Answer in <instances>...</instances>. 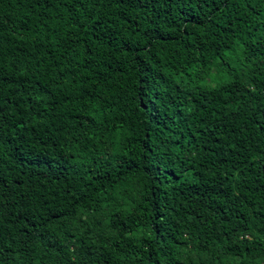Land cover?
I'll return each mask as SVG.
<instances>
[{
	"label": "trees",
	"instance_id": "16d2710c",
	"mask_svg": "<svg viewBox=\"0 0 264 264\" xmlns=\"http://www.w3.org/2000/svg\"><path fill=\"white\" fill-rule=\"evenodd\" d=\"M0 264H264V0H0Z\"/></svg>",
	"mask_w": 264,
	"mask_h": 264
}]
</instances>
